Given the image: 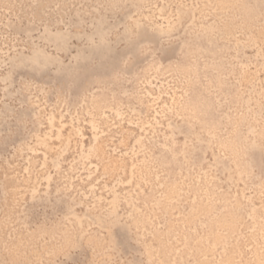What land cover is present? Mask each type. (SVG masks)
<instances>
[{"label":"rangeland","instance_id":"1","mask_svg":"<svg viewBox=\"0 0 264 264\" xmlns=\"http://www.w3.org/2000/svg\"><path fill=\"white\" fill-rule=\"evenodd\" d=\"M0 264H264V0H0Z\"/></svg>","mask_w":264,"mask_h":264}]
</instances>
